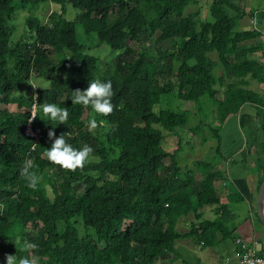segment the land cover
<instances>
[{
	"label": "trees",
	"instance_id": "obj_1",
	"mask_svg": "<svg viewBox=\"0 0 264 264\" xmlns=\"http://www.w3.org/2000/svg\"><path fill=\"white\" fill-rule=\"evenodd\" d=\"M198 1L0 0V264L9 252L33 264H171L181 258L180 240L208 248L234 239L237 216L223 197L240 202L244 196L220 166V129L245 104L256 108L262 184L264 34L240 25L256 10H246L243 0H211L205 16L187 13ZM43 3L55 4L47 20L32 13ZM18 8L31 14L26 36L13 40ZM69 8L77 11L74 18ZM78 24L118 51L113 73L103 77L113 91L106 116L69 97L99 78L101 63L78 39ZM152 38L159 45L153 52L147 48ZM164 96L218 105V126H210L217 140L213 158L183 168L179 156L189 142L178 128L189 117L156 109ZM43 103L67 108L69 115L54 126L36 116L32 125L43 132L36 141L26 129L33 106ZM90 117L97 120L94 134L84 124ZM198 124L191 132L203 121ZM49 129L73 147L89 144L91 162L71 171L52 165L44 155L55 138ZM166 131L179 137L173 148L163 142ZM25 160L41 177L35 189L19 174ZM205 206H216L213 218L203 217ZM190 214L195 219L180 231L178 221ZM17 237L33 247L20 250ZM181 263L207 264L197 255Z\"/></svg>",
	"mask_w": 264,
	"mask_h": 264
},
{
	"label": "rangeland",
	"instance_id": "obj_2",
	"mask_svg": "<svg viewBox=\"0 0 264 264\" xmlns=\"http://www.w3.org/2000/svg\"><path fill=\"white\" fill-rule=\"evenodd\" d=\"M211 0H199L197 3H192L186 8V12H199L201 16H205L206 9L208 8V3ZM259 6H263L260 1ZM17 7L19 6V3H16ZM55 7V4L51 3H43L38 8H36L32 13L42 20H47L48 16L52 12L53 8ZM249 7V6H248ZM76 10L73 8H69L67 12V16L70 18H74L76 15ZM31 14L30 10L28 9H20L18 8L17 12L12 16L11 18V24L14 26V33H13V40L22 38L23 36H26L27 29H26V20L28 16ZM77 33H78V39L82 42H85L87 44V52L99 56L101 59L100 63V70H99V78L103 80L104 76H108L113 73L114 70V59L116 55L118 54V51L113 50L107 43L98 44V37L95 33L87 36L85 34L84 28L82 25H77ZM132 42H128V45ZM158 44L155 42V38L151 39V43L147 45L148 50H151L153 52L154 49L158 48ZM60 56L56 55L53 57V60H58ZM218 73V72H217ZM40 82V78H34L33 83ZM203 100V99H202ZM160 107L166 108L170 107L173 109H176L179 112L185 113L189 117V122L186 127L182 126L178 128V135L181 136V140L183 139L184 143L187 144L189 142V145H185L184 149L181 151L179 156V161L182 164L184 169L193 168L195 166V162L198 159H205L209 160L213 158L216 155L215 152V146L217 140L213 138L212 131L210 126L217 127L219 116H218V105L214 101H210V99H204L203 101H183L179 100L176 97H167L164 96L162 99V102L159 106L156 107V109H159ZM230 119H228L229 121ZM203 121V124L200 125V128L196 132H191L192 128H196L199 124L198 122ZM228 121L225 123L227 124ZM211 123V125H209ZM223 125L220 129V135L222 137V145H221V151L223 152V143L231 140L232 137H235L236 134L232 129H229V132L224 134V130L226 128V125ZM242 129H245V132H247V129L244 125H241ZM249 127V126H248ZM224 134V137H223ZM225 139V141H224ZM233 139V138H232ZM179 137L176 133L171 131H166L165 139L163 142L168 148H173L178 144ZM258 150V149H257ZM248 156V155H247ZM245 155V157H247ZM259 165V162L257 158H253L251 161V165L249 167L250 175L249 180L253 178V176L257 173V167ZM223 200L227 202L232 209V211L237 215L236 222H243L245 220V217L248 219V221H251L250 217V204L248 203V199L245 201H230L227 194L223 197ZM253 208L255 213H258L257 209V202H254ZM202 209L203 217L204 218H213L216 213V206H205ZM254 217L258 221L257 215ZM195 219V214H190L186 217H182L178 223L177 227H179V230L182 232H185L188 230V224L190 221H193ZM259 222V221H258ZM178 244L180 245V254L181 258L177 259L175 263L171 264H182V259H187L188 261L193 260V250H198L199 252L203 251L205 253H202V256L204 257V262L207 264H231V260H229L228 256H225L224 254H220L217 259H215V251H224L221 248V244L215 247H208V248H201L200 246L195 245L191 240L184 239L178 241ZM2 246V245H1ZM3 248V247H2ZM213 251V252H211ZM8 254H13L9 252ZM193 254V255H192ZM175 256V254H172L171 257ZM6 257V255H5ZM171 258L166 259L167 262H169Z\"/></svg>",
	"mask_w": 264,
	"mask_h": 264
},
{
	"label": "crops",
	"instance_id": "obj_3",
	"mask_svg": "<svg viewBox=\"0 0 264 264\" xmlns=\"http://www.w3.org/2000/svg\"><path fill=\"white\" fill-rule=\"evenodd\" d=\"M243 2L246 5V10H250L253 7H255L256 10L251 17L241 20L240 25L242 27H253L264 31V0L260 1L263 5L261 7L259 6L260 3L258 0H243ZM260 39L264 41L263 38ZM260 87L264 94V84ZM225 125L224 134L228 133L229 129H232L236 136L223 143L225 159L220 166L227 171L229 184L233 185L244 196V201L248 199L251 208V221L249 222L245 217L243 222H236L237 217L235 218L237 228L234 231V239H225L224 242L220 243L224 251H215V259H217L220 254H224L230 257L228 258L229 260L232 259L231 262L233 263L231 264H240V248L235 243L237 237H242L246 242L257 241L256 247L258 251L264 253V223L259 220L258 222L253 216L255 213L253 204L258 200L260 183L263 175V165L259 163L257 172L255 171L257 174H255L251 180H249L248 177L250 175L249 167L251 161L253 158H257V146L254 142L259 134L256 108L252 104H245L242 106L239 113L232 116ZM241 125L245 126L247 132H245V129H242ZM261 140H264L263 132ZM245 155L248 156L245 157ZM256 214L257 213H255V215ZM193 253L204 259L202 253L205 252L193 250Z\"/></svg>",
	"mask_w": 264,
	"mask_h": 264
},
{
	"label": "clouds",
	"instance_id": "obj_4",
	"mask_svg": "<svg viewBox=\"0 0 264 264\" xmlns=\"http://www.w3.org/2000/svg\"><path fill=\"white\" fill-rule=\"evenodd\" d=\"M70 18V17H69ZM35 86V85H33ZM113 95L112 82L110 80H101L99 78L89 80L88 86L83 89L73 90L69 96L74 105L88 106L95 115H107L112 109L111 97ZM67 108L58 107L55 103H43L39 106L37 112L31 110L29 119L39 116L46 122L54 125L65 122L68 119ZM103 121H101V124ZM89 133L94 134L97 128V120L90 117L84 121ZM55 133L52 129L48 131V137L52 138ZM92 147L84 143L79 147H73L65 139L64 135L55 136L52 139L51 146L46 148L44 155L52 165H58L60 168L67 170H76L83 168L86 163L91 162ZM20 176L26 182L29 188H37L41 177L33 171V163L31 160H25L20 168ZM15 245L19 244L20 250H27L33 245L27 241L21 242L19 237L14 241ZM5 264H33V260L28 256H19L15 254H6Z\"/></svg>",
	"mask_w": 264,
	"mask_h": 264
},
{
	"label": "built area",
	"instance_id": "obj_5",
	"mask_svg": "<svg viewBox=\"0 0 264 264\" xmlns=\"http://www.w3.org/2000/svg\"><path fill=\"white\" fill-rule=\"evenodd\" d=\"M264 34V31H263ZM32 111L37 112V105L35 104L32 108ZM31 116V115H30ZM35 118V117H34ZM34 118L27 124L26 133L35 138L36 141H39L43 136L41 128H34L32 122ZM35 148V146H33ZM236 244L240 247V264H264V256L257 255L255 242L248 243L242 237L236 238Z\"/></svg>",
	"mask_w": 264,
	"mask_h": 264
},
{
	"label": "water",
	"instance_id": "obj_6",
	"mask_svg": "<svg viewBox=\"0 0 264 264\" xmlns=\"http://www.w3.org/2000/svg\"><path fill=\"white\" fill-rule=\"evenodd\" d=\"M258 214L262 222L264 223V180L259 189V195L257 200Z\"/></svg>",
	"mask_w": 264,
	"mask_h": 264
}]
</instances>
